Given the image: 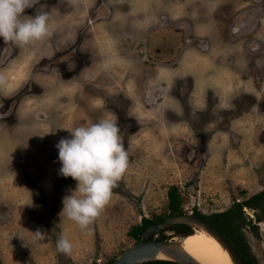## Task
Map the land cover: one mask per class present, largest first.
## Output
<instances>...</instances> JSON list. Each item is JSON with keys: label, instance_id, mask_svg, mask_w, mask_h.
<instances>
[{"label": "rangeland", "instance_id": "1", "mask_svg": "<svg viewBox=\"0 0 264 264\" xmlns=\"http://www.w3.org/2000/svg\"><path fill=\"white\" fill-rule=\"evenodd\" d=\"M37 9L49 13V35L24 47L0 38V160L8 161L3 174L0 165L6 195L0 212L7 210L0 224L24 216L46 233L38 239V228L27 231L20 245L27 264L117 257L135 241L127 233L131 224L167 211L171 183L180 187L186 213L203 214L264 186V99L207 87L213 72V87L231 83L232 69L256 85L257 62L264 60V0H40L24 15ZM208 62L215 70L203 72L196 85L180 73ZM217 67H226L228 76ZM102 118L117 121L128 168L87 229L66 223L64 229L76 233L73 257L55 242L63 198L77 186L59 174L56 145L70 136L67 129ZM211 154L219 156L214 165L211 158L206 163ZM242 210L253 217L249 207ZM256 223L257 235L246 226L243 231L264 264V219ZM0 231L7 240L14 235ZM164 233L178 240L172 230ZM8 256L0 255V264L17 260Z\"/></svg>", "mask_w": 264, "mask_h": 264}, {"label": "clouds", "instance_id": "2", "mask_svg": "<svg viewBox=\"0 0 264 264\" xmlns=\"http://www.w3.org/2000/svg\"><path fill=\"white\" fill-rule=\"evenodd\" d=\"M40 4V0H0V38L24 47L49 35V13L36 10L32 16L25 9ZM3 78L0 77V80ZM69 137L59 140L61 167L59 174L77 181L70 195L63 198L61 216L87 229L108 204L112 190L128 168V152L121 139L116 120L102 118L98 122L67 129ZM38 239H45L41 229ZM57 250L72 252L71 242L63 233L57 239Z\"/></svg>", "mask_w": 264, "mask_h": 264}, {"label": "trees", "instance_id": "3", "mask_svg": "<svg viewBox=\"0 0 264 264\" xmlns=\"http://www.w3.org/2000/svg\"><path fill=\"white\" fill-rule=\"evenodd\" d=\"M167 211L156 213L152 216L142 215L139 222L133 223L127 230V233L135 240H138L142 231L150 224L163 220L164 218L183 214L186 211L183 209V201L181 197V189L176 183H171L167 188ZM246 206L253 210V217H248L242 210ZM192 214L206 220L219 230L238 251L240 257L245 264H259L255 253L250 249V246L245 237L243 228L247 227L248 231L254 235L258 234V224L256 222L264 219V186L246 196L241 200H233L230 205L221 210H215L208 213H201L197 209L192 211ZM165 230H172L178 236H186L194 233V229L188 225L177 224L169 226ZM165 230H160L158 233L151 236L156 239H168L164 233ZM57 243V239L55 241ZM116 257L110 258L107 262L99 263L93 261L91 264H106ZM136 264H178L167 259H151Z\"/></svg>", "mask_w": 264, "mask_h": 264}, {"label": "water", "instance_id": "4", "mask_svg": "<svg viewBox=\"0 0 264 264\" xmlns=\"http://www.w3.org/2000/svg\"><path fill=\"white\" fill-rule=\"evenodd\" d=\"M177 224L188 225L193 229L209 234L226 250L232 264H245L238 251L219 230L192 213L172 214L163 220L148 225L142 231L138 240H135L123 249L115 259L106 264H136L151 259H167L178 264H203L179 248V241L188 235L179 236L177 241L151 238L160 230H165L169 226ZM142 256H145V258H142Z\"/></svg>", "mask_w": 264, "mask_h": 264}, {"label": "crops", "instance_id": "5", "mask_svg": "<svg viewBox=\"0 0 264 264\" xmlns=\"http://www.w3.org/2000/svg\"><path fill=\"white\" fill-rule=\"evenodd\" d=\"M196 59H197V57H196ZM257 63H258V65H261V66H259L260 72H259V76L257 77L256 85L253 82L245 81V79H243V77L238 75V73L235 69H232L229 72V75H231V78H233V81L231 83H229V84L228 83H222L220 85L213 87L212 86L213 85L212 84L213 76L215 79V72H213V74L209 73L211 78H210V84L207 87L214 88L215 89L214 91L216 94H217V90L220 92H226V90L228 91L231 89V92H237V94H239V93L241 94L243 92L244 93H251L254 96H256L257 98H263L264 99V60H260ZM211 64H212V66L210 65V62L203 63V64L200 63V64H198L199 66L196 64L194 66L191 65L185 73L184 72H180V73H183L184 76H186V77H193V79H195V85H196L198 82H200V80L204 74H207V72H209L213 69L215 70V67H216L215 64L214 63H211ZM262 64H263V66H262ZM218 68H220V67H217V71L219 72ZM220 70H222L221 73L224 74L223 77L228 76V73L226 72V70H228V69L226 67H221ZM205 71H206V73L203 74V72H205ZM217 71H216V73H217ZM206 78L209 79L208 76ZM232 85H234L233 88H232ZM195 101L198 102L197 100H195ZM222 148H225V146H222ZM211 156H212V154L207 155L208 159H207L206 163L211 158ZM218 159H219V156L215 155V157L213 159L211 158L212 161H209L208 163L214 165V163H216ZM7 162L8 161H6V160L5 161L0 160V165L3 166L2 167L3 171L1 174L5 173V170L7 169V166H8V165H6ZM14 181L16 182V180H14ZM4 197H6L5 193L0 192V202L1 201L3 202ZM19 202L22 204L23 201L21 202V200H19ZM6 211L7 210L4 209L2 212H0V216L2 217V213L5 214ZM10 215H11V212H10ZM23 217H22V219H18L17 221H15V220L11 221V218L8 217V220H6V221H4L5 219H2V224H0V229L8 228L10 230V232L12 230L13 234L18 236L17 237L18 239L16 240V238H13L14 235L11 238V236H10L11 234L9 233L8 234V240H7V238L3 237L2 231H0V255H3L4 258L8 257V260H9L8 254L12 253L15 256L14 258H17V260L13 261L14 263H11V264H22V263L27 264V262H28L27 256L22 255L20 245L25 247L23 244L25 242L24 240L26 239L25 236H26L28 230L32 231L33 228L35 230L37 228H39V227H33L34 226L33 224H27V222H26L27 219L23 220ZM2 218H6V216L2 217ZM66 223L68 225L75 227V225H74L75 222L68 219L66 216H64V218L61 222V230H60L61 233H63L64 236L69 241L72 242L73 241L72 237H73V235L76 237V233H73L71 230L69 231V230L64 229V227H68V225ZM21 236H22V238H21ZM77 236H79V235H77ZM7 241L9 242L10 247L7 246L8 245ZM6 247L8 249H6ZM75 248H76L75 245L74 246L72 245V254L71 255H73V257H76V255L73 253Z\"/></svg>", "mask_w": 264, "mask_h": 264}, {"label": "bare ground", "instance_id": "6", "mask_svg": "<svg viewBox=\"0 0 264 264\" xmlns=\"http://www.w3.org/2000/svg\"><path fill=\"white\" fill-rule=\"evenodd\" d=\"M194 230V233L179 241L181 250L203 264H232L226 250L212 236Z\"/></svg>", "mask_w": 264, "mask_h": 264}, {"label": "flooded vegetation", "instance_id": "7", "mask_svg": "<svg viewBox=\"0 0 264 264\" xmlns=\"http://www.w3.org/2000/svg\"><path fill=\"white\" fill-rule=\"evenodd\" d=\"M247 17H249L248 14L246 15V18H247ZM182 22H183V21H179V22L177 21V22H175L174 24L178 26V25H179L180 23H182ZM240 22H241L240 25L242 26V25L246 22V19H242ZM166 28H167V27H164V28H162V29L160 28V29H161L160 31L167 30ZM179 28H180V30H183L181 27H179ZM242 29H243V28H242ZM158 30H159V29H158ZM178 30H179V29H178ZM160 31H159V32H160ZM236 31H237V30H236ZM236 31H233V33L236 32Z\"/></svg>", "mask_w": 264, "mask_h": 264}]
</instances>
